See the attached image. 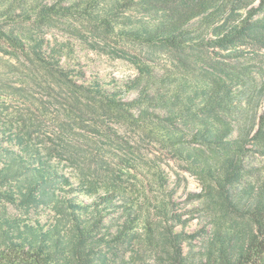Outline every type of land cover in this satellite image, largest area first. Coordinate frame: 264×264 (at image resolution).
Instances as JSON below:
<instances>
[{"label": "trees", "instance_id": "16d2710c", "mask_svg": "<svg viewBox=\"0 0 264 264\" xmlns=\"http://www.w3.org/2000/svg\"><path fill=\"white\" fill-rule=\"evenodd\" d=\"M67 20L168 50L172 69L137 64L134 79L111 91L72 78L62 56L44 50L31 28L4 34L1 26L42 30ZM0 26L49 84L173 152L201 181L202 190L190 197L208 219L198 250L195 236L178 230L181 217L171 220L162 203L157 222L149 211L144 219L129 214L115 230L105 227L118 192L101 193L84 180L73 187L45 154L5 126L0 264H113L118 253V264H135L122 249L134 242L149 264H264V0H0ZM124 92L137 95L126 100ZM59 186L70 187L69 196ZM39 209L47 212L35 218Z\"/></svg>", "mask_w": 264, "mask_h": 264}, {"label": "rangeland", "instance_id": "374dc122", "mask_svg": "<svg viewBox=\"0 0 264 264\" xmlns=\"http://www.w3.org/2000/svg\"><path fill=\"white\" fill-rule=\"evenodd\" d=\"M9 24H1L4 34L31 28L34 36L42 40L44 50L49 53L55 48L57 59L62 56L61 65L80 83L98 82L115 91L134 79L137 64L157 72L172 69L174 55L168 50L93 33L72 20L42 30ZM4 34L0 30V132L5 126H12L45 154L73 187L80 188L84 180L96 183L101 193L116 190L118 196L107 212L105 227L115 230L129 214L132 218L142 215L144 219L149 211L157 222L154 211L162 203L171 220L181 217L183 223L178 230L195 236L192 246L198 250L201 243L197 236L208 222L197 211L199 203L190 197L202 190L198 177L173 152L163 149L139 129L115 123L86 105L77 104L66 90L49 84V78L40 70L32 71L33 66ZM123 95L132 100L137 94ZM70 190L59 186L61 196H69ZM79 196L80 200L92 202L91 198ZM46 212L39 209L34 216ZM141 218L138 234L142 232ZM188 248L186 245V251ZM122 249L126 257L133 255L135 264L152 262L137 242ZM120 256H113L112 263L118 264Z\"/></svg>", "mask_w": 264, "mask_h": 264}]
</instances>
